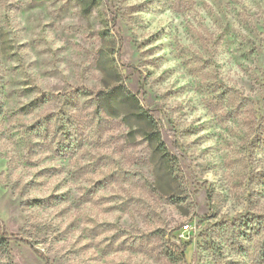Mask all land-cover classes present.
I'll return each instance as SVG.
<instances>
[{"label": "rangeland", "instance_id": "1", "mask_svg": "<svg viewBox=\"0 0 264 264\" xmlns=\"http://www.w3.org/2000/svg\"><path fill=\"white\" fill-rule=\"evenodd\" d=\"M0 232V264H264V0H0Z\"/></svg>", "mask_w": 264, "mask_h": 264}, {"label": "trees", "instance_id": "2", "mask_svg": "<svg viewBox=\"0 0 264 264\" xmlns=\"http://www.w3.org/2000/svg\"><path fill=\"white\" fill-rule=\"evenodd\" d=\"M153 121H154V120H153ZM160 148H161V149H165V145H164L163 142H161V144H160ZM165 150H166V149H165ZM0 240H2L3 242L5 241L7 244H9L10 241H11V238H10V237H7V236H5V235H3V234L0 232ZM45 264H49V262H48L47 260H45Z\"/></svg>", "mask_w": 264, "mask_h": 264}, {"label": "built area", "instance_id": "3", "mask_svg": "<svg viewBox=\"0 0 264 264\" xmlns=\"http://www.w3.org/2000/svg\"><path fill=\"white\" fill-rule=\"evenodd\" d=\"M184 229H185V230L190 229V225H189V224L185 225V226H184Z\"/></svg>", "mask_w": 264, "mask_h": 264}]
</instances>
